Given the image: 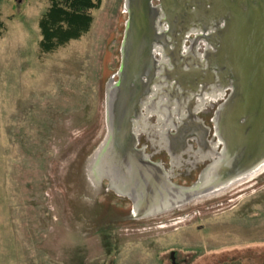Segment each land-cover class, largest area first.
I'll list each match as a JSON object with an SVG mask.
<instances>
[{
  "label": "rangeland",
  "instance_id": "rangeland-1",
  "mask_svg": "<svg viewBox=\"0 0 264 264\" xmlns=\"http://www.w3.org/2000/svg\"><path fill=\"white\" fill-rule=\"evenodd\" d=\"M127 1L101 0L86 33L44 53L38 21L49 0H0V264H215L238 254L264 259V162L177 207L137 214L157 206L168 190L166 178L182 187L196 182L200 169L187 176L189 157L182 151L210 165L224 154L217 114L233 89L217 66L223 46L217 37L226 21L218 20L219 10L183 30L176 16L168 25L165 11L156 18L157 38L166 34L151 47L156 76L127 120L142 163L129 161L126 173L118 163L112 167L107 144L122 122L107 82L118 81L121 70ZM150 4L160 6L159 0ZM173 62L188 73L191 87L175 82ZM213 94L224 97L215 110V139L197 112L214 104ZM197 130L207 141L196 150L186 139ZM167 143L177 150L172 167ZM108 174L128 194L134 186L139 201L113 188ZM105 185L109 199L98 190ZM118 196L126 202L119 204Z\"/></svg>",
  "mask_w": 264,
  "mask_h": 264
},
{
  "label": "water",
  "instance_id": "water-1",
  "mask_svg": "<svg viewBox=\"0 0 264 264\" xmlns=\"http://www.w3.org/2000/svg\"><path fill=\"white\" fill-rule=\"evenodd\" d=\"M150 1H127L130 3L131 9H128L129 18L122 41L121 70L118 72V81H112L107 85V91L113 87L112 98L116 99V103L118 102L116 119L118 123L122 122L118 125L120 128L112 129L107 144L109 148L110 142H113L114 149H110L113 153L110 156L108 153L106 154L110 159H115L116 164L112 167L116 168L118 163L120 164L119 170L126 173L123 169L128 167L129 161L136 165L142 163L135 152L137 150L134 148V139L129 132L127 120L136 114L139 95L148 92L149 84L156 76L154 73L156 61L150 57V53L152 43L166 37L165 34L157 38L158 35L155 32V20L159 15L161 16L162 12L165 11L167 17L165 21L168 25L170 20L173 21L174 16L178 22H183L184 24L181 23L183 24L181 25L182 30L184 26L202 20L205 15L213 16L218 10L220 12L218 20L226 18L225 28L217 37L223 45L218 52L220 59L217 66L221 69V76H224L226 82L232 86L233 96L225 103L223 110L217 114L216 126H218L225 143L224 154L219 158L221 161L209 164L200 172L196 182L189 187L177 186L169 178H166L168 186V190H164L166 194H162L156 201L157 203L153 201L157 206L137 211V214L141 216L167 211L184 201L222 188L264 162V137L261 130L264 120V0H159L160 6L156 8L151 6ZM140 7L141 10H139ZM190 8H194V11L189 12ZM225 12L226 16H224ZM135 14L142 15L143 22L142 28L136 34V29L133 28ZM179 19L181 20L179 21ZM170 25L174 27L176 24L171 23ZM172 67L175 74L179 73L175 82L183 84L185 89L191 87L193 82L190 79H185L188 73L181 72L174 62ZM142 75L148 78V83L141 81ZM251 90L254 91L253 99L249 97ZM130 99H132L131 103ZM232 115L234 121L230 131L227 118ZM260 118H262L261 124L259 123ZM242 119L243 123H240ZM251 122L258 125H255L254 130H251L248 144L246 139L250 126L252 127ZM226 165L230 167L227 168ZM110 174L112 175V173ZM113 177L117 178L114 175ZM144 182L145 189L147 187L146 179ZM200 184L202 188L197 191L196 187ZM111 186H113L112 182ZM153 186L155 187L157 184L154 182ZM119 187L120 189L115 187L119 193H125L133 202L139 201V199L133 198L134 190L132 189L134 186L130 187V194L127 190L121 189L120 185Z\"/></svg>",
  "mask_w": 264,
  "mask_h": 264
},
{
  "label": "trees",
  "instance_id": "trees-1",
  "mask_svg": "<svg viewBox=\"0 0 264 264\" xmlns=\"http://www.w3.org/2000/svg\"><path fill=\"white\" fill-rule=\"evenodd\" d=\"M100 2L101 0H49L48 8L38 21L41 52L50 53L86 33L92 21L90 11L98 8ZM1 26L0 24V28ZM112 81L110 79L107 85ZM195 178L197 180L198 177Z\"/></svg>",
  "mask_w": 264,
  "mask_h": 264
},
{
  "label": "flooded vegetation",
  "instance_id": "flooded-vegetation-1",
  "mask_svg": "<svg viewBox=\"0 0 264 264\" xmlns=\"http://www.w3.org/2000/svg\"><path fill=\"white\" fill-rule=\"evenodd\" d=\"M223 95H225V96L227 95V90L224 91V94H222V96ZM222 96H220L219 98L215 94H213L212 96H209L211 98V101L214 104L209 105L203 111L202 110H197V112H200L201 111L203 113V115L206 116V120L203 121L202 120V117H200L198 115L200 117V119H198L200 121V123H199L200 126L206 128L207 129L206 135L207 136H211L214 139H215V137L213 135L215 134V128H214V124H213L214 123V120L213 119H214L215 110H216L217 106L220 104L221 100L224 98ZM160 114H161V112H160ZM194 114H195V112H194ZM229 119H231V122H229ZM227 120H228L227 123L229 125V129L231 131L232 130V122L234 121L233 115L230 118H227ZM206 121H207V124L205 123ZM197 131L198 132H195L194 134H193V132L192 133H189V135L191 134V136H188L187 139H186V144L187 145L189 144V145L195 146V149L196 150L198 149V147L200 148V146L203 143L206 144V141H207V137H205L206 135L203 136V135L200 134V131L199 130H197ZM230 134H232V133H230ZM216 139H217V136H216ZM166 145H167L166 151H168L167 154L169 156L168 164H169V167H172L173 166L172 161H175L174 160V158H175L174 155L176 154L175 151H177V150L175 148L173 149L172 148V145H170L169 143H167ZM168 145H169V147H168ZM171 148H172V150H170ZM201 149H206L207 150L209 148H208L207 145H204L203 148H201ZM158 152L157 151H154V152H151V154L155 157V156H158L160 154V152L159 153ZM182 153L185 154V156H188L189 157L188 160L184 161V164H187L188 165L187 169L189 170V172L186 174L187 176H189L190 174H192L191 172L192 171H196L197 169H200L199 170L200 172L203 171L208 166V164H209V162L206 161L205 157H201L200 155H198V158H195L196 157V154L195 155H192L187 150L186 151H182ZM160 159H162V158H160ZM178 167H180V165ZM200 172H199V174H200ZM107 189H108V187H106V185L103 186V187H98L99 192L103 190V192L101 193V195L104 196V197L106 196V198L109 199V194H108L109 191ZM116 199H118L117 201H118L119 204L126 202L125 200H123L119 196ZM127 217H124V218H127ZM241 255L238 254V255L230 256V257L225 256L224 258L218 260V262H216L215 264H264V259H258L259 255H253V254L250 255V256L247 255V258L246 257L244 258ZM175 264H180V262L178 261Z\"/></svg>",
  "mask_w": 264,
  "mask_h": 264
},
{
  "label": "bare ground",
  "instance_id": "bare-ground-1",
  "mask_svg": "<svg viewBox=\"0 0 264 264\" xmlns=\"http://www.w3.org/2000/svg\"><path fill=\"white\" fill-rule=\"evenodd\" d=\"M131 5H130V3H128L127 4V9L126 10H128L129 8L131 9V7H130ZM139 6V5H138ZM139 10H141V7L139 8ZM142 16V15H141ZM141 16L139 15V14H135V17H134V23H133V28H134V30H135V34L142 28V26H143V22H142V18H141ZM253 93H254V91L253 90H251L250 91V93H249V97L251 98V99H253ZM111 105V104H110ZM257 109H259V107H257ZM108 119V118H107ZM261 120H262V118H260L259 119V123L261 124ZM135 122V121H134ZM254 122V121H253ZM253 122H251L252 123V127L250 126V130H249V133H248V136H247V139H246V143H248L249 144V136H250V133H251V130L253 129L254 130V128H255V125L257 126L258 124H256L255 123V125H254V123ZM110 124V123H109ZM108 130H109V128H108ZM261 130H262V136L264 137V120H263V122H262V125H261ZM113 142H110V145H109V148H107V152L106 153H108V154H110V149L112 148V149H114V147H113ZM101 154V153H100ZM217 155V154H216ZM217 157V156H216ZM216 160H217V158H216ZM216 162V161H215ZM96 165V164H95ZM227 166V168H229L230 166H228V165H226ZM97 168V167H96ZM101 168V167H100ZM109 170V169H108ZM248 175V174H247ZM108 178H109V180H111V182H112V184H113V186H115V187H117L118 189H120V187H119V185L118 184H116V178L115 177H113V176H111L110 177V175L108 174ZM236 181V180H235ZM232 183V182H231ZM201 188H202V186H201V184L199 185V186H197L196 187V190L198 191V190H201ZM134 211V210H133ZM139 211V210H138ZM136 214V213H135ZM134 214V215H135ZM135 217V216H134Z\"/></svg>",
  "mask_w": 264,
  "mask_h": 264
}]
</instances>
